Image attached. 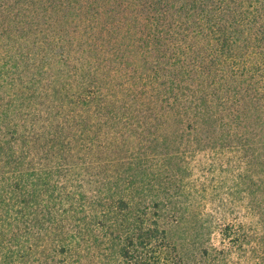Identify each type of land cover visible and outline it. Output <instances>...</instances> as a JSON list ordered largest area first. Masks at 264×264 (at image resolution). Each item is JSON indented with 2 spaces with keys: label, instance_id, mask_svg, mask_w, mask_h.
<instances>
[{
  "label": "trees",
  "instance_id": "1",
  "mask_svg": "<svg viewBox=\"0 0 264 264\" xmlns=\"http://www.w3.org/2000/svg\"><path fill=\"white\" fill-rule=\"evenodd\" d=\"M257 167L264 0H0L1 264H264ZM207 194L218 245L162 219Z\"/></svg>",
  "mask_w": 264,
  "mask_h": 264
},
{
  "label": "rangeland",
  "instance_id": "2",
  "mask_svg": "<svg viewBox=\"0 0 264 264\" xmlns=\"http://www.w3.org/2000/svg\"><path fill=\"white\" fill-rule=\"evenodd\" d=\"M229 157L233 158V159H237V158H239V154H236L235 152L228 150L226 155H224V159H228ZM201 160H200V162H199V159L196 161H192V165H194V170H193L191 182L189 184H187L188 188L190 187V189L193 188V186H191V185H194V184L198 185L199 183L203 182L202 180L205 179L204 172L205 171L207 172V168L204 167V169H203L201 167L203 165ZM261 170H262V168L260 169L258 167L254 169L255 175H254L253 179H255V181H257L258 183L261 181L262 176H264V175H262L263 173L261 172ZM258 186H253L255 190L258 189L257 196H259L260 193L264 192V187L260 188V184ZM204 201H206L205 205H203ZM194 204H195L194 207L189 204L188 209L183 210V214H182V211L175 212L173 207H170L171 205H169V207H166L167 209H164V212L162 213V216H163L162 219L163 220H179L180 225H178V227L183 225L184 228L187 227V229H189V230L193 229V226L195 225V223L198 220H208L209 222L212 223V227H210L209 232H208V234L210 236L209 241L211 243H213L214 245H218L220 243V241L222 240L221 236L219 234L218 226H220L224 223H227V222H234L235 224L238 223L237 218L235 219L233 217L231 219V217L229 215L227 216V219H229V220L216 219L215 215H214V217H212V212H215L214 209L216 207L215 206L216 202L212 201L210 199L209 194H207L206 197L204 196L203 201L200 199L199 202L195 201ZM208 213L209 214L211 213V216L205 215ZM261 224H263V226H264V223H261ZM261 231L262 230L260 229V232ZM190 232H192V231H190ZM208 234H205V236H208ZM259 234H261V233H259ZM26 244H28V243H26ZM34 247L35 246H30V250H27V252H25V250L23 251V250H19V248H17L18 253L14 254L13 262L10 264H42V261H46L45 255H43V252H41L42 251L41 247L38 246L37 249H35ZM234 254L235 253H233V256H234ZM105 255H106V253L104 251L93 253V254H91L87 251H81V253H77V254L72 255L68 259V261H69V264H111L110 263L111 258L106 257ZM48 256L49 255H47V257ZM47 261H49V260L47 259ZM0 264H1V254H0Z\"/></svg>",
  "mask_w": 264,
  "mask_h": 264
}]
</instances>
